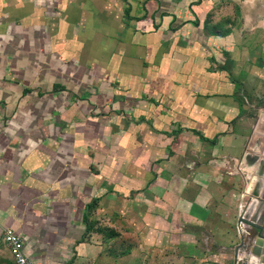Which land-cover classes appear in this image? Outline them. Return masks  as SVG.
<instances>
[{
  "label": "crops",
  "instance_id": "obj_1",
  "mask_svg": "<svg viewBox=\"0 0 264 264\" xmlns=\"http://www.w3.org/2000/svg\"><path fill=\"white\" fill-rule=\"evenodd\" d=\"M262 98L264 0H0V242L226 264L247 193L264 219L243 168Z\"/></svg>",
  "mask_w": 264,
  "mask_h": 264
},
{
  "label": "rangeland",
  "instance_id": "obj_2",
  "mask_svg": "<svg viewBox=\"0 0 264 264\" xmlns=\"http://www.w3.org/2000/svg\"><path fill=\"white\" fill-rule=\"evenodd\" d=\"M252 125L248 133L247 144L245 151L247 152V157L249 158L248 163L243 165L244 171H246L250 176L256 175V178H264V98L256 102L254 108L250 111ZM254 166V167H253ZM254 168L255 170L249 171V168ZM243 171V172H244ZM263 175H261V174ZM263 176V177H262ZM96 222L93 223L90 230L98 231V238L96 240L104 239L106 236L111 237V233L114 229L106 227L105 223L100 222L97 218ZM88 228V230H89ZM260 230H264L261 226ZM89 230V231H90ZM258 231L254 228L251 229L250 234H245L242 240L236 238L234 244H229L226 247V254L224 262L226 264H256L261 258L264 260V241L261 243L255 242V238L258 236ZM115 234V233H114ZM92 235V234H91ZM119 236H114L113 250L115 253V264H174L175 260L170 257L168 258V253L164 250H155L150 244H145L143 250L138 253L129 256L127 260H121L123 251L121 250L122 245L118 243L120 241ZM264 239V238H263ZM87 240L89 238L87 237ZM94 238L91 239V242ZM134 241V239H133ZM138 247V244L130 245V248ZM87 253V252H86ZM131 254V253H129ZM214 261V260H212ZM183 262V261H182ZM217 263V262H215ZM0 264H15L12 260L10 250L5 242H0ZM65 264H105L103 262L97 261V259L91 254H87L84 257L83 254L80 256H74L72 259L67 261Z\"/></svg>",
  "mask_w": 264,
  "mask_h": 264
},
{
  "label": "built area",
  "instance_id": "obj_3",
  "mask_svg": "<svg viewBox=\"0 0 264 264\" xmlns=\"http://www.w3.org/2000/svg\"><path fill=\"white\" fill-rule=\"evenodd\" d=\"M247 193H241L244 195ZM244 200L238 204V218L236 222L237 234L241 237L249 233V229L253 226H262L264 228V219L260 208L259 199L257 196L248 194ZM2 240L7 244L15 264H33L27 251L22 237L16 233L11 227H5L2 230Z\"/></svg>",
  "mask_w": 264,
  "mask_h": 264
},
{
  "label": "water",
  "instance_id": "obj_4",
  "mask_svg": "<svg viewBox=\"0 0 264 264\" xmlns=\"http://www.w3.org/2000/svg\"><path fill=\"white\" fill-rule=\"evenodd\" d=\"M254 229H256L258 231V236L257 237H261V238H264V230H260V226H253ZM250 234V232L248 233ZM243 237V236H242ZM241 237L240 240H242L243 238ZM256 264H264V262H260V263H256Z\"/></svg>",
  "mask_w": 264,
  "mask_h": 264
},
{
  "label": "bare ground",
  "instance_id": "obj_5",
  "mask_svg": "<svg viewBox=\"0 0 264 264\" xmlns=\"http://www.w3.org/2000/svg\"><path fill=\"white\" fill-rule=\"evenodd\" d=\"M253 179V178H252ZM253 182V181H252ZM262 182V181H261ZM263 183V182H262ZM248 185V184H247ZM252 186V185H251ZM251 188V187H250ZM264 241V239L263 238H261V237H256L255 238V242H258V243H261V242H263ZM260 262H264V260L262 261V259L260 258L259 260H258V262L257 263H260ZM255 264V263H254Z\"/></svg>",
  "mask_w": 264,
  "mask_h": 264
}]
</instances>
